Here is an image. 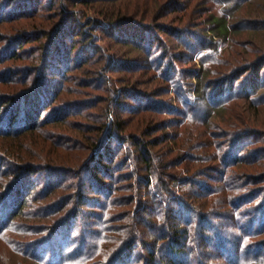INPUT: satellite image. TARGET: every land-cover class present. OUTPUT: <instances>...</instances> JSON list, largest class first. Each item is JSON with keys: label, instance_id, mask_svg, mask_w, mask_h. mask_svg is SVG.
<instances>
[{"label": "trees", "instance_id": "16d2710c", "mask_svg": "<svg viewBox=\"0 0 264 264\" xmlns=\"http://www.w3.org/2000/svg\"><path fill=\"white\" fill-rule=\"evenodd\" d=\"M54 1L56 0H50V4ZM63 1L65 0H61ZM79 1L91 7L99 3L106 5L114 0ZM211 1L215 2L219 9V16L211 14L207 17L210 24L208 32L215 33V36L223 38L222 40L224 38L227 40L230 32L238 31L234 24L229 25L228 21L232 19L236 7L258 0ZM39 4L40 0H3L0 2V23L37 16ZM171 5L177 6L176 1ZM61 14L65 17L53 31L48 33V43L42 47L44 49L43 62L47 63L45 62L39 68L36 81L30 88L19 94L0 99V137L2 138H15L21 133L34 132L42 128L45 118L48 119L47 123L53 121L56 123L69 118L70 115L80 114L79 106L59 107L50 115L51 110L48 109L52 100L57 99L58 90L62 89L59 88L57 78L60 76V72H57L59 67L68 64L71 67L76 63L74 52L82 43L87 47L84 55L89 58L94 45L87 43H93L95 37L91 30L94 31V29H103V32L111 38L113 36L125 38L128 44L132 43L134 47L148 53L143 60L152 61L153 70L162 67L160 78L165 79L164 81H168L170 87L172 86L173 92L179 99L182 109L180 114L184 121L197 120L196 108L200 101L204 102L209 109L211 108L210 112L220 107L222 109L225 102L233 99H245L255 107H264V47L261 46L262 42L261 44L252 43L249 48H243V51L237 54L233 60L237 73L232 79L228 75L217 82L206 80L205 84L200 80V85L194 87V92L198 95L193 99L194 92L190 90L193 86L190 83L186 84L185 79L187 78H184L182 74V72L185 74L186 70L165 64L169 58H180L179 53L172 52L170 45L165 43L159 34V32H166L171 35L170 30L153 31L149 26L139 27L133 21L113 18L109 14H104V18H90V20H81L75 11L66 12L65 10ZM211 19H213L212 22ZM255 26L261 25L257 22L252 23L250 28H255ZM184 35L185 32H180L179 37L182 38ZM26 40L14 39L10 46L2 50L0 58H5L3 60L5 61L23 56L21 52L24 51ZM221 46L220 41L204 36L200 49L196 51L199 60L205 63L204 70L210 68L207 66L208 63L215 62V65L222 63ZM155 47L161 49V53L154 55L152 50ZM83 58L84 56L79 57L80 61H83ZM53 60L57 64L55 67L52 65ZM106 60L110 61L98 73L104 78L114 69L127 70L132 66H140V62L135 60L120 62L114 58L110 59L109 56ZM143 60L140 61L144 62ZM232 63L230 61V65ZM16 74L15 70L9 69L1 74V78L3 82L10 83ZM63 75L66 77L67 74ZM205 75L208 74H203V77ZM231 80L234 81L231 82ZM109 81L111 83V80ZM125 91V95L120 99L112 96L114 98H111L108 108L104 109L101 117L106 122L97 127V132L101 135L90 146L92 156L79 169H55L51 166L31 163L16 166L17 171L11 176L10 171H2L5 164L0 163V173L8 172L7 174L12 179L8 187L0 190V204L4 214L0 222V236L7 231L8 219L14 218L23 210L27 197L35 191L34 188L37 189V184L40 183V173H44L45 187L43 186V189L47 195L51 194L49 189L50 191L53 189V178L56 182H60L59 186H62L60 184L70 177L75 179V187L73 186L75 192L70 195L71 198L62 199L57 211L64 212L66 207L73 202L78 206L70 213L65 211L63 216L54 222L50 237L46 241L31 244L24 251L20 246L15 248L16 251H23V255L35 264H62V262L55 261L54 249L44 250V248L52 246L55 239L63 233H67V247L76 245L74 238H78L79 233L87 230L89 215H94L99 219L103 217L102 212L93 214L94 212H87L86 208L104 205L105 208L110 207V211L123 208L124 210L114 212L115 214L112 215L110 213L108 219L101 218L103 226L112 220L117 223L114 224L113 229L123 227L126 231V234L118 237L119 244L107 254L111 260L109 259L105 264H180L178 263L180 258L186 262L189 261V264H211L213 252H218L219 258L225 260L227 264H264V173L259 176L246 175L247 179H251V182H246V178V181L240 178L244 175L236 170L241 165L249 164L248 155L251 157L254 155L257 159L262 157L263 153L257 150H251L253 153L248 152L254 143L255 134L246 132L234 136L232 133V136L227 135L229 136L226 139L227 145L221 148L222 153L217 156L209 154L212 138L208 136L207 142L204 143L207 145L209 154L206 155L209 156L210 163L219 161V166L212 167L211 165L206 169L199 166L194 169V166L200 162L199 158L193 157L195 161L191 162L192 164L188 163L191 157L185 154L183 148L178 146V152H174V148H167L165 151L162 147L158 148L164 141L171 139L165 133L156 140H145L127 130L129 120L121 118L122 113L132 115L144 111L159 112L161 108L167 112L170 106L164 104L163 101L143 96L135 90ZM211 115L213 114L211 113L209 117ZM167 124L168 122L162 125L160 130H155L157 126L155 129L151 127L148 134L153 129L154 133L163 132ZM208 133L206 131L205 135L207 136ZM197 144L201 145L200 142ZM196 147V145L193 146V149ZM172 154L176 155L171 159L165 158ZM180 165L183 172L178 170ZM221 167L225 168L224 171ZM213 172L221 175L218 178L220 186L207 187V202H197L196 197L199 193L197 189L208 183L200 180V177L210 176ZM251 183L262 184L251 188L248 186ZM87 186L97 195L96 198L85 195ZM122 190L134 191L140 195L138 198L120 194L118 196ZM212 200H215V204L210 206ZM50 209H47V212ZM125 219H129L131 224H125ZM145 229L148 231L147 234ZM214 237L216 241H213ZM227 253L230 255L226 256Z\"/></svg>", "mask_w": 264, "mask_h": 264}, {"label": "rangeland", "instance_id": "374dc122", "mask_svg": "<svg viewBox=\"0 0 264 264\" xmlns=\"http://www.w3.org/2000/svg\"><path fill=\"white\" fill-rule=\"evenodd\" d=\"M174 1L177 3L175 7L171 5ZM0 2H3V0H0ZM37 9L39 13L37 16L0 23V53L10 46L14 39L22 38L26 40L30 38L26 40L24 51L21 52L23 56L20 58L5 61H3L5 58H0V99L19 94L30 88L32 83L36 81L39 68L46 62H43L44 49L42 47L48 43V33L62 22L65 15L61 13L62 11L64 13L65 10L66 12H77L81 20L104 18V14H109L113 18L118 17L119 19L124 18L133 21L139 27L149 26L153 31H157V29L170 30L171 35L166 32H159V34L162 40L170 45L172 52L179 53L178 57L180 58H169L165 64L180 70H186L185 74L184 72L182 74L184 78H187L185 79L186 84L190 83L193 86L190 87L192 93L195 91L194 87L200 85V80L205 84L206 80L217 82L228 75L232 79L234 74L237 73L236 64L233 60H235L237 54L243 51V48H249L252 43L261 44V42L263 43L261 46L264 47V0L236 7L232 19L228 21L229 25L234 24L238 31L236 33L235 31L230 32L227 40L225 38L222 40L223 38L215 36V33L208 32L210 24L207 17L211 14L219 16V9L216 7L215 2L211 0H114L106 5L99 3L91 7L83 5L79 0H65L63 2L56 0L52 4H50V0H40ZM256 22L261 26L250 28L251 24ZM91 31L94 32L95 38L92 41L93 43L88 42L87 44L94 45L92 54L87 58L84 55L87 51L86 45L84 43L79 44L74 52L76 63L71 67L69 64L59 67L57 72H60V76H57V78L59 79V88L62 89L58 90L57 99L52 100L48 109L51 110L50 115L52 111L59 107L73 108L79 106L81 109L80 114L70 115L69 118L56 123H53L55 122L53 120H51L52 123H47L48 119L45 118L42 128L34 132L21 133L15 138L0 137V163L5 164L2 171H10L12 176L17 171L16 166L31 163L51 166L55 169H79L92 156L90 146L101 135L97 132V127L106 122L101 116L105 111L104 109L108 108L111 98L120 99L125 95V90H135L142 93L143 96L163 101L171 109L168 106L169 110L167 112L164 108H161L159 112L144 111L132 115L122 113L121 118L129 120L127 130L131 134L145 140H156L161 134L165 133L171 139L164 141L158 148L162 147L164 151L167 148H174V152H178L177 148L179 146L183 148L188 157H191L187 161L188 163L195 161L193 157L199 158L200 162L197 166H194V169L199 166L206 169L208 166L212 165L214 167L219 164V161L210 163L209 156L206 155L208 154L207 145H204V143L207 142L208 136L212 138L209 154L217 156L222 153L221 148L227 145L226 139L229 137L227 135L232 133L234 136L251 132V134H255V140L248 152L253 153L251 150H257L263 155L259 157L260 159H257L254 155L252 157L248 155L249 164L241 165L236 170L239 174L244 175L240 178L245 181L247 179L246 175L259 176L264 173V107H255L245 99H233L225 102L222 109L220 107L210 112L211 108L209 109L204 102L200 101V103H197L198 107L196 108L197 120L193 122L184 121L180 114L182 109L179 99L173 92L172 86L170 87L168 81L165 82V79L160 78L162 67L153 70L151 68L153 67L152 61L143 60L145 55L148 54L145 50L134 47L132 43L128 44L125 38L116 36L111 38L103 32V29ZM180 32H185L184 38L179 37ZM204 36L213 37L214 40L220 41L222 45V63L216 65L215 62L208 63L207 66H210V68L207 70L203 69L205 63L203 64L199 60L196 53L203 43ZM152 52L154 55L159 54L161 49L155 47ZM82 55L84 56L83 61L86 60L84 63L79 59V57H83ZM108 56L110 59L114 58L120 62L135 60L138 63L140 62V66H132L134 68L131 67L127 70L114 69L106 75L104 74L106 76L104 78L103 75L99 76L98 73L110 61L106 60ZM230 61L233 62L231 65ZM52 65L53 67L57 65L55 60L52 61ZM9 69L15 70L17 74L13 76L14 79L10 83L3 82L1 74ZM205 73L208 75L203 77ZM63 74H67L66 77H63ZM109 80H111V83ZM233 81L231 80V82ZM206 94L205 92V96ZM193 95L194 99L198 94L194 92ZM211 113L213 115L209 117ZM167 122L168 124L164 126L163 132L157 131V133H154L155 130H160L161 126ZM151 127L156 129L151 130L148 134ZM206 131L209 132L207 136L205 135ZM165 135L164 137H166ZM198 142L201 145H198ZM195 145L197 147L193 149ZM175 155L165 156V158L171 159ZM182 166L185 165L182 164ZM221 168L224 171L225 168ZM181 169L180 165L178 170L183 172ZM7 173H0V190L8 187L9 181L12 180ZM220 176L219 173L213 172L210 176L200 177V180L208 182V185L206 184L197 189L199 192L196 197L197 202H207V187L220 186L221 183L218 179ZM44 177L45 174L40 173V183L37 184V189L34 188L35 191L27 197V203L23 210L16 214L14 218L8 219L7 231L0 236V264H35L23 255L24 249L26 250V247L31 244L46 241L50 237L54 222L58 221L65 211L70 213L78 206L73 202L66 207L64 212L60 210L62 212L59 213L60 211L56 210L62 199L71 198L70 195L75 192L73 189L75 179L73 177L67 179L68 182L60 184L62 186H59L60 182H56L53 178V189L51 191L49 189L51 194L48 195L45 194L43 189V186L45 187ZM249 181L251 182V179H247L246 182ZM259 184L262 183H251L248 186L256 188L255 186H259ZM88 186L85 195L96 198L97 195L91 192ZM119 194L130 198H138L140 195V193L128 190H122L118 193V196ZM212 202L210 201V206L215 204V200H212ZM200 206L202 207V205ZM109 208L107 206L105 208V205L91 206L87 207L86 210L87 212H94L93 214L102 212L103 217L101 218L103 220L108 219L110 213L112 215L119 210H124L123 208L110 211ZM47 209L50 210L47 212ZM3 215L0 204V222ZM89 217L87 230L79 233L78 238H74L76 245L67 247V233H63L55 239L52 245L55 247L50 245L49 248H44V250L54 249L57 263L105 264L109 261L111 257H108L107 254L119 244L118 237L126 234L125 228L113 229L112 227L117 223L112 220L103 226L101 218L99 219L94 215H89ZM124 222H126L125 224H131L129 219H125ZM120 224H123V222H120ZM145 232L147 234L148 231L145 229ZM85 240L86 242H84ZM213 241H216L215 237ZM19 246L23 251L15 250ZM72 250H74L73 253ZM229 255L226 254V256ZM210 262L211 264H227L225 260L219 258L218 252H213ZM178 263L189 264V261L186 262L180 258Z\"/></svg>", "mask_w": 264, "mask_h": 264}]
</instances>
